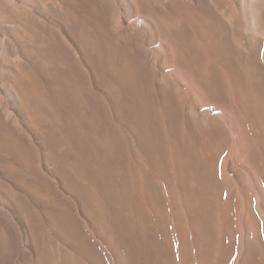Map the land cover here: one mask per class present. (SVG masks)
I'll return each mask as SVG.
<instances>
[{
  "label": "rangeland",
  "instance_id": "374dc122",
  "mask_svg": "<svg viewBox=\"0 0 264 264\" xmlns=\"http://www.w3.org/2000/svg\"><path fill=\"white\" fill-rule=\"evenodd\" d=\"M263 27L264 0H0V264H264Z\"/></svg>",
  "mask_w": 264,
  "mask_h": 264
},
{
  "label": "bare ground",
  "instance_id": "6f19581e",
  "mask_svg": "<svg viewBox=\"0 0 264 264\" xmlns=\"http://www.w3.org/2000/svg\"><path fill=\"white\" fill-rule=\"evenodd\" d=\"M262 5H263V4H262ZM253 7H254V6H253ZM258 9H259V8H258ZM259 12H260V11H259ZM256 13H257V12H256ZM254 17H255V16H254ZM256 19H257V18H256ZM258 21H259V20H258ZM258 21H257V22H258ZM260 25H261V24H260ZM262 26H263V25H262ZM262 26H261V27H262ZM263 28H264V27H263ZM198 176H199V175H198ZM204 178H205V177H204ZM198 181H199V180H198ZM205 182H206V181H205ZM207 182H208V181H207ZM210 185H211V184H210ZM201 188L204 189V187H201ZM259 190H260V189H259Z\"/></svg>",
  "mask_w": 264,
  "mask_h": 264
}]
</instances>
